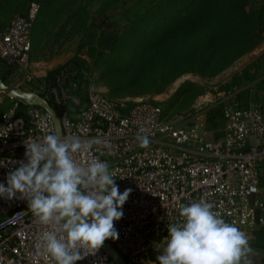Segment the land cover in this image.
<instances>
[{
	"label": "built area",
	"instance_id": "1",
	"mask_svg": "<svg viewBox=\"0 0 264 264\" xmlns=\"http://www.w3.org/2000/svg\"><path fill=\"white\" fill-rule=\"evenodd\" d=\"M38 3L26 14L0 17V60L12 67L11 86L32 89L52 100L62 129L61 138L94 140L91 153L74 154L77 162L92 157L106 161L123 192L131 188L123 216L114 221L118 238L110 242L126 264H148L153 251H162L167 227L179 219L181 204L201 199L213 205L229 223L243 231L253 248L254 231L264 229V101L239 106L222 103L223 121L207 137L209 128L201 108L169 118L161 105L138 97L127 105L79 80L81 68L62 65L52 80L36 78L29 66L31 27ZM11 107L0 114V182L25 161V141L55 133L50 115L41 107L11 97ZM18 103L23 106L17 112ZM147 135L140 147L137 134ZM105 143L109 147H105ZM45 226L33 215L19 193L0 198V264H55L36 243ZM76 264H111L101 248Z\"/></svg>",
	"mask_w": 264,
	"mask_h": 264
},
{
	"label": "trees",
	"instance_id": "2",
	"mask_svg": "<svg viewBox=\"0 0 264 264\" xmlns=\"http://www.w3.org/2000/svg\"><path fill=\"white\" fill-rule=\"evenodd\" d=\"M15 1L19 5L17 9L8 8L14 0H0V15L10 16L13 11L26 14L30 4L28 1L31 0L26 3ZM38 1L36 19L44 16L50 21L76 0ZM98 1L103 23L98 24L100 31L96 37L95 52H98L101 59V78L105 79L108 86V96H132L150 90L158 93L186 71H195L207 76L215 75L263 39L262 0ZM113 2V10H108V5ZM128 4L131 7L130 13L127 18H123L128 22L124 25L125 28L119 31L116 28L119 18L113 19L114 9L118 5L128 8ZM44 30L43 25L39 33ZM261 64L264 72V51L221 85L222 89L242 87L237 92V102L235 101L239 106L248 104L249 86L244 85L251 82L256 91H262L261 99L264 101V76L260 77L258 74ZM61 66L48 70L45 79L51 81ZM11 72L12 67L0 60V76L6 83ZM194 88L193 83H183L175 94ZM242 94L245 97L243 96L241 101ZM48 101L53 103L50 98ZM172 101L173 97L169 103ZM132 103L133 101H130L128 105ZM22 106V103H18L17 112ZM205 120L207 128L211 130L207 137L214 138L219 135L220 131L214 129L223 121L221 102L207 106ZM261 183L264 184V163ZM261 232L264 233V229ZM159 254L153 251L150 255V259L156 264V256Z\"/></svg>",
	"mask_w": 264,
	"mask_h": 264
},
{
	"label": "clouds",
	"instance_id": "3",
	"mask_svg": "<svg viewBox=\"0 0 264 264\" xmlns=\"http://www.w3.org/2000/svg\"><path fill=\"white\" fill-rule=\"evenodd\" d=\"M136 139L140 147L149 146L147 135L138 133ZM96 143L55 133L27 140L26 162L7 173L6 183L0 182V198L11 200L19 193L39 222L48 226L35 246L55 264H76L94 255L105 240L118 238L114 221L122 218L132 189L119 190L106 161L74 159V154L91 153ZM167 232L165 247L156 256L158 264H254L247 235L203 199L181 204L179 219Z\"/></svg>",
	"mask_w": 264,
	"mask_h": 264
},
{
	"label": "rangeland",
	"instance_id": "4",
	"mask_svg": "<svg viewBox=\"0 0 264 264\" xmlns=\"http://www.w3.org/2000/svg\"><path fill=\"white\" fill-rule=\"evenodd\" d=\"M18 1L27 2V0ZM35 1L39 5V1ZM28 2L30 3V1ZM113 4H115V2L108 5V10H113ZM129 5L130 4H128V8L118 5L114 9L115 13L113 19L119 18L116 23V28L119 29V31H122L125 28L124 25L128 22L127 19L124 20L123 18L130 13L131 7ZM18 6L19 5L14 0L12 4L8 5V8L13 9L16 7L17 9ZM99 9L98 0H76L71 5L61 10L50 21H47L44 16V18L40 16L38 19H36L37 15L35 16L30 34L31 49L29 53V66L36 78L44 79L48 70L73 62L80 66L81 72L79 80L82 81L86 87L98 89L106 94L109 93L108 86L105 84V79L101 78L100 56L98 52H95L96 37L100 31L98 24L103 23ZM16 14H18V12L13 11L10 16H0L4 19H9ZM43 25L45 26V30L39 33ZM108 27H110V24ZM263 51L264 33L262 41L253 49L234 60L230 65L215 75L207 76L195 71H186L177 76L158 93L150 90L141 91L139 95H127L122 97L110 96L114 100H124L127 105L130 101L138 97L157 101L158 104L161 105L165 115L169 118H176L193 113L194 110L204 108L209 104H214L221 100L235 102L237 92L242 87L222 89L221 85L225 83L232 74L239 71L245 64L249 63ZM258 74L260 77L264 76L262 64L258 70ZM8 82H11L10 76ZM183 83H193L195 88L175 94ZM244 86H249V101L262 100V91H256L252 82ZM195 91L200 93L197 94ZM243 96L244 94L241 96V101L245 97ZM172 97L173 101L169 103ZM12 103L13 99H11V96H9L5 90H0V114L9 109Z\"/></svg>",
	"mask_w": 264,
	"mask_h": 264
},
{
	"label": "water",
	"instance_id": "5",
	"mask_svg": "<svg viewBox=\"0 0 264 264\" xmlns=\"http://www.w3.org/2000/svg\"><path fill=\"white\" fill-rule=\"evenodd\" d=\"M0 90H5L9 96L23 100L28 104H34L45 110L51 117L55 134L61 137L62 129L60 120L50 102L32 89L20 86H11L2 80L0 76ZM101 250L107 254L111 264H126L122 254L108 241L105 240Z\"/></svg>",
	"mask_w": 264,
	"mask_h": 264
},
{
	"label": "crops",
	"instance_id": "6",
	"mask_svg": "<svg viewBox=\"0 0 264 264\" xmlns=\"http://www.w3.org/2000/svg\"><path fill=\"white\" fill-rule=\"evenodd\" d=\"M263 229H257L251 238V243L255 255L252 257L254 264H264V233ZM161 254L162 251H157ZM148 264H156V262L150 259Z\"/></svg>",
	"mask_w": 264,
	"mask_h": 264
}]
</instances>
